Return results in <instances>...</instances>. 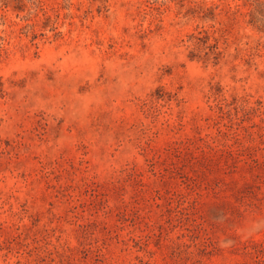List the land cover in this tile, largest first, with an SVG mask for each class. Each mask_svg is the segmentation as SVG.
I'll list each match as a JSON object with an SVG mask.
<instances>
[{"label":"rangeland","instance_id":"374dc122","mask_svg":"<svg viewBox=\"0 0 264 264\" xmlns=\"http://www.w3.org/2000/svg\"><path fill=\"white\" fill-rule=\"evenodd\" d=\"M0 264H264V0H0Z\"/></svg>","mask_w":264,"mask_h":264}]
</instances>
